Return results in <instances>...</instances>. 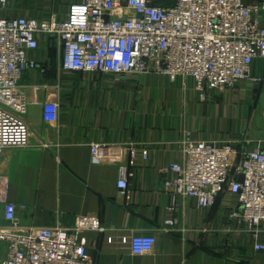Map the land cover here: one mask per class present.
Returning <instances> with one entry per match:
<instances>
[{
  "label": "crops",
  "instance_id": "obj_1",
  "mask_svg": "<svg viewBox=\"0 0 264 264\" xmlns=\"http://www.w3.org/2000/svg\"><path fill=\"white\" fill-rule=\"evenodd\" d=\"M82 1L7 0L3 16L62 20L71 4ZM244 2L260 3L264 28V0ZM57 49L53 38H42L40 48L29 53L37 68L20 79L29 144L0 149L6 201L16 208L20 231L75 230L95 264H264V253L253 250V233L228 220L236 207L228 192L201 209L191 198L165 192L159 172L183 161L185 141L264 152V58L250 68L261 82L238 81L200 102L190 78L65 72ZM47 102L59 105L55 122L42 118ZM131 149L137 156L126 201L117 180ZM166 218L176 220L169 231ZM259 229L264 243V225ZM135 236L153 237L152 251L132 254L123 240ZM4 256L0 243V262Z\"/></svg>",
  "mask_w": 264,
  "mask_h": 264
},
{
  "label": "built area",
  "instance_id": "obj_2",
  "mask_svg": "<svg viewBox=\"0 0 264 264\" xmlns=\"http://www.w3.org/2000/svg\"><path fill=\"white\" fill-rule=\"evenodd\" d=\"M6 3L0 0V149L29 144L27 95L20 79L37 68L29 53L39 49L42 38L56 41L65 72L159 75L171 81L186 77L192 79L200 102L238 81H262L250 72L253 61L264 58L259 2L174 0L162 6L154 0H83L71 4L64 19L52 15L45 21L8 19L3 16ZM58 114L57 103L43 105L44 121L55 122ZM181 153V163L159 170L164 191L173 199L191 198L201 209L212 207L220 193L228 192L236 202L228 220L251 231L256 239L253 250L264 253L257 236L264 225V152L241 153L229 143L185 141ZM136 156L131 149L128 166L118 170L117 188L126 201ZM142 158L147 159V152ZM6 189L0 175V243L5 248L0 264H95L75 230L21 232ZM163 224L169 231L176 220L166 218ZM123 241L137 256L150 253L155 245L149 236Z\"/></svg>",
  "mask_w": 264,
  "mask_h": 264
},
{
  "label": "rangeland",
  "instance_id": "obj_3",
  "mask_svg": "<svg viewBox=\"0 0 264 264\" xmlns=\"http://www.w3.org/2000/svg\"><path fill=\"white\" fill-rule=\"evenodd\" d=\"M167 4L168 3H173L174 2V0H164ZM42 46V45H41ZM40 48V47H39ZM58 50V49H57ZM56 50V51H57ZM59 51V50H58ZM56 54H58V52H56ZM79 87H81L80 85H79ZM85 90V89H84Z\"/></svg>",
  "mask_w": 264,
  "mask_h": 264
},
{
  "label": "trees",
  "instance_id": "obj_4",
  "mask_svg": "<svg viewBox=\"0 0 264 264\" xmlns=\"http://www.w3.org/2000/svg\"><path fill=\"white\" fill-rule=\"evenodd\" d=\"M159 1V0H158ZM156 3V2H155ZM157 4V3H156ZM158 5V4H157ZM170 5H172V3H166L165 1H163V5L162 6H170Z\"/></svg>",
  "mask_w": 264,
  "mask_h": 264
},
{
  "label": "water",
  "instance_id": "obj_5",
  "mask_svg": "<svg viewBox=\"0 0 264 264\" xmlns=\"http://www.w3.org/2000/svg\"><path fill=\"white\" fill-rule=\"evenodd\" d=\"M239 182H242V178H239V180H238Z\"/></svg>",
  "mask_w": 264,
  "mask_h": 264
}]
</instances>
